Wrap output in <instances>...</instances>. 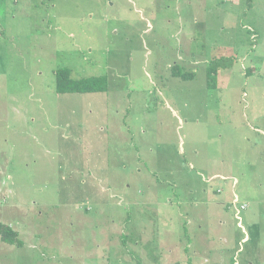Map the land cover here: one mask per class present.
<instances>
[{
	"label": "rangeland",
	"instance_id": "1",
	"mask_svg": "<svg viewBox=\"0 0 264 264\" xmlns=\"http://www.w3.org/2000/svg\"><path fill=\"white\" fill-rule=\"evenodd\" d=\"M237 1L0 0V264H264V0Z\"/></svg>",
	"mask_w": 264,
	"mask_h": 264
},
{
	"label": "trees",
	"instance_id": "2",
	"mask_svg": "<svg viewBox=\"0 0 264 264\" xmlns=\"http://www.w3.org/2000/svg\"><path fill=\"white\" fill-rule=\"evenodd\" d=\"M227 60L226 58H218L213 61L208 67V77L219 73L222 64ZM174 73L185 79L194 76L193 74L183 73L177 67H173ZM71 69L68 67H61L56 70V91L61 94L65 93H88V92H106L109 88V79L106 75L89 76L80 79L71 76ZM0 236L4 242L22 246L23 240L19 237L18 231L14 230L10 225L0 222Z\"/></svg>",
	"mask_w": 264,
	"mask_h": 264
},
{
	"label": "crops",
	"instance_id": "3",
	"mask_svg": "<svg viewBox=\"0 0 264 264\" xmlns=\"http://www.w3.org/2000/svg\"><path fill=\"white\" fill-rule=\"evenodd\" d=\"M235 1H237V0H234V2ZM237 3H239V1H237ZM254 30L251 28V32H253ZM251 37L252 38H256L257 37V33L256 32H254V33H252L251 34ZM196 40V38H194V37H191V38H187L186 40H184L183 42L184 43H186V46L188 47V52H189V54H191V52H192V47H190V45H191V43H192V41H195ZM225 56H221L220 58H224ZM226 58V57H225ZM184 63V65H186V66H188V65H195L196 64V62L195 61H189V60H187L186 58L183 60V59H181ZM256 130H259V128H257ZM261 131V130H260ZM263 132V131H262ZM264 133V132H263ZM181 150H183V149H181ZM214 176H216V177H218V178H221V179H227L228 178V176L227 175H224V174H220V173H216L215 175H213L212 177H214ZM211 177V178H212ZM237 181V178H235L234 179V184H233V186H235V182ZM128 187H129V185H128ZM220 191V190H219ZM235 197H236V195H235V193H234V199H235ZM233 198H232V200L230 201L229 200V198L228 197H222L221 199H219V200H217L216 201V217L218 218V220H217V222H218V224H219V229L221 230L223 227H225V224H226V221H227V216H226V214H225V208L227 207V206H233L234 207V211H235V218H236V210H235V205H234V201H233ZM248 208V207H247ZM246 208V209H247ZM245 209V210H246ZM242 213H243V211H242ZM202 215V212L200 213V216ZM237 226H239L238 225V221H237ZM243 226H244V224H243ZM240 228H241V233H239V234H232V235H230L231 237H229V241H228V243L230 244L232 241H231V239L233 240V242H234V244L232 243V246L231 247H233L234 249L232 250V251H230V249H228V247L227 248H225L224 246H223V250L224 251H228L229 252V254L230 253H232V252H235V253H237L238 251H240L241 250V244L244 242V241H246L247 240V243L252 239V235L250 234V233H247V230L248 229H250V231L252 232V230H255V228H254V226H253V223L252 224H249V228L247 227V228H245V231L242 229V227L241 226H239ZM193 233H195V232H193ZM222 236H224L223 234H220V237H222ZM219 237V238H220ZM223 251V252H224ZM249 264H253V262H249Z\"/></svg>",
	"mask_w": 264,
	"mask_h": 264
},
{
	"label": "built area",
	"instance_id": "4",
	"mask_svg": "<svg viewBox=\"0 0 264 264\" xmlns=\"http://www.w3.org/2000/svg\"><path fill=\"white\" fill-rule=\"evenodd\" d=\"M233 201L236 210V218L240 219L241 212L245 210L248 207V205L246 203H241L237 195Z\"/></svg>",
	"mask_w": 264,
	"mask_h": 264
}]
</instances>
